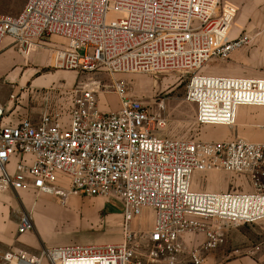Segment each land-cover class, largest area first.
<instances>
[{
	"label": "built area",
	"instance_id": "built-area-1",
	"mask_svg": "<svg viewBox=\"0 0 264 264\" xmlns=\"http://www.w3.org/2000/svg\"><path fill=\"white\" fill-rule=\"evenodd\" d=\"M235 13L224 0H25L16 16L0 13V50L7 39L22 57L49 49L52 67L87 74H178L197 125L233 127L240 107L264 108V77L199 72L250 44L246 31L232 34ZM113 88L120 105L110 113L88 87L62 94L71 101L66 119L54 106L36 122L3 124L0 105V194L117 199L121 243L49 247L37 257L11 250L4 264H206L227 229L264 222V142L165 136L163 101L151 111L122 84ZM195 173L245 176L251 191H194ZM145 210L151 230H130ZM32 227L26 212L17 234Z\"/></svg>",
	"mask_w": 264,
	"mask_h": 264
},
{
	"label": "rangeland",
	"instance_id": "rangeland-1",
	"mask_svg": "<svg viewBox=\"0 0 264 264\" xmlns=\"http://www.w3.org/2000/svg\"><path fill=\"white\" fill-rule=\"evenodd\" d=\"M24 3L25 0H0V13L16 16ZM60 40L57 37H51V42L60 43ZM53 60V52L45 48L28 57H22L12 45L0 50V99L5 98L8 103L3 107L5 122L13 123L22 115L33 114L40 117L45 111L53 110L54 106H59L58 111L66 119L71 108V101L69 97H63L62 94L79 91L84 87L97 92L99 108L101 106L108 108L113 103H117L119 108L120 99L113 88V83L117 82L125 88L127 98L138 100L151 111L156 110L157 104L163 101V113L167 120L163 131L165 136L199 141L208 140L207 135L215 131L238 132L241 138H247L249 134L264 136V108L261 107H251L248 108L247 114H238L233 127L197 125L195 108L185 101L187 79L178 74H116L113 76L105 72L87 74L56 69L52 67ZM199 73L232 77H264V39H251L248 46L233 52L229 60L210 61ZM231 73H243V75L233 76ZM11 95L14 96L12 101ZM102 112L115 111H111L110 108ZM246 117H251L253 120L255 118L256 125L244 127ZM66 184V181H62L60 186L66 188ZM191 188L194 191L244 192L243 189L251 187L245 176L195 173L192 176ZM103 200L108 202L104 213L120 212V203L117 199ZM71 204L82 206L77 215H72L78 219L80 226L100 225L97 222L100 214L94 200L86 196L68 197L62 206L65 210L55 211L53 214L57 224L61 226L71 220L72 217L67 214L70 212L68 208ZM151 220V212L143 211L137 226L140 228L149 226ZM204 223L207 226H220L219 223L210 221H204ZM250 249H256V254L261 257V264H264V222L227 229L224 243L206 254V264L212 263L211 259L215 257L213 255L217 253L221 255V251H223V257L220 259V264H225L241 256L244 250Z\"/></svg>",
	"mask_w": 264,
	"mask_h": 264
},
{
	"label": "crops",
	"instance_id": "crops-1",
	"mask_svg": "<svg viewBox=\"0 0 264 264\" xmlns=\"http://www.w3.org/2000/svg\"><path fill=\"white\" fill-rule=\"evenodd\" d=\"M224 3L231 6L236 10L235 18L232 26L233 36H237L239 33L246 31L251 39H264V0H224ZM63 41V40H60ZM11 45L9 40H5L3 49ZM14 47V46H13ZM233 76H241L243 73H231ZM250 75V74H247ZM0 105L2 108L8 103L4 99H0ZM99 108V106H98ZM111 108V111H117V103H113L112 106L106 108L101 106L99 110L107 111ZM248 108L240 107L237 111L238 114H247ZM30 119L32 122L38 121L39 117L36 115L23 116L18 118L15 122L24 118ZM237 119V117H236ZM3 124L11 122H5V118L2 120ZM244 127H253L256 125V120L251 117H246ZM240 133L229 132H212L211 135H207L205 141H228L233 139H243L252 142L264 141V136H258L249 134L247 138H241ZM60 182L65 181L60 179ZM62 188V187H61ZM63 189H67L63 187ZM225 186L222 188L224 191ZM244 192H250V189H243ZM70 198L75 196H69ZM78 197V196H76ZM94 200L97 211L100 214L98 219L99 226H80L78 219H75L72 215H77L78 210L82 208L81 205H69L67 214L71 216V220L62 224L61 226L56 223L53 217L55 211L65 210L58 198L50 196H36L32 190H22L19 192H5L0 194V264L2 262V256L8 251L19 250L23 253L37 257L41 250L49 247L67 246V245H117L122 241V208L120 205V212L116 214L104 213L107 203L103 198L89 197ZM77 200V199H76ZM75 201V200H74ZM147 211V210H145ZM30 212L33 220L32 230L23 234H17V225L20 217ZM138 218L133 220L129 228L134 232L148 233L152 228V220L149 226L140 228L137 226ZM77 220V221H76ZM106 225V226H104ZM120 225V226H119ZM198 239L203 240V236L199 235ZM191 245H187L188 251ZM223 251L213 255L210 264H220V259L223 257ZM262 260L259 255L256 254V249L244 250L242 255L227 261L225 264H261ZM40 264H48L47 261H42Z\"/></svg>",
	"mask_w": 264,
	"mask_h": 264
}]
</instances>
